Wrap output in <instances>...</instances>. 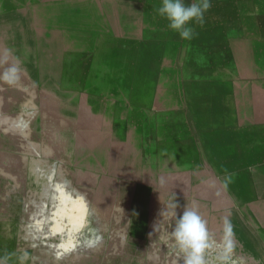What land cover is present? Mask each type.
I'll list each match as a JSON object with an SVG mask.
<instances>
[{"label": "crops", "instance_id": "0c3cea01", "mask_svg": "<svg viewBox=\"0 0 264 264\" xmlns=\"http://www.w3.org/2000/svg\"><path fill=\"white\" fill-rule=\"evenodd\" d=\"M4 2L6 49L30 69V113L38 122L52 94L73 92L59 115L75 138L91 139L74 154L0 147L17 180L37 178L42 163L43 190L30 200L42 199L44 221L81 210L78 234L91 246L43 234L42 264H180L161 239L174 197L179 213L195 204L207 222L208 264L224 252L225 218L234 233L225 264H264V0H210L191 41L167 28L161 0ZM67 71L73 85L60 78ZM66 248L73 259H61Z\"/></svg>", "mask_w": 264, "mask_h": 264}, {"label": "rangeland", "instance_id": "374dc122", "mask_svg": "<svg viewBox=\"0 0 264 264\" xmlns=\"http://www.w3.org/2000/svg\"><path fill=\"white\" fill-rule=\"evenodd\" d=\"M2 7H8L4 0H0V8ZM2 21L9 23V19L0 20V56L9 45L13 35V30L9 26L1 27ZM11 62L24 63V67L19 66V76L13 85L0 83V147L12 146L18 148L20 153L39 154L43 148L51 151L54 148H59L60 145H65L68 152L74 154L75 148L79 144L89 146L91 143L89 136L84 134L75 138L74 133L68 130L71 124L66 123L64 117L59 115L61 109L69 108L70 110V105L66 103L73 101V92L68 91L65 94L56 91L52 94L51 113L49 116L46 115V108L40 106L44 113L42 112L39 121L36 122V118L30 113L32 109L30 110L29 107L34 102L33 97L26 89V78L23 74L30 69L25 68L26 60H10ZM5 66L0 65V70ZM60 78L61 80L66 79L67 85H73L76 77L74 71H67V76H60ZM42 103V99L39 100V104L42 105ZM0 160L3 163L0 170L3 177L2 188H0V258L6 257V264H42L44 253L38 249V246L42 244V241L44 243L43 234H49V237L45 239L48 240L50 236L53 238L60 232L68 246L78 242H82V246H91L89 234L84 236L78 234L82 221L74 217L81 214L80 209L78 213L75 211L70 213L71 218L68 220L44 221L42 219V199L35 203L30 200L33 188H39L40 192L43 190V168H40L43 165L41 162L33 163L37 178L25 183V178H21V174L17 180V173L10 167L11 164H15L14 160H9L7 162L9 165L7 164L6 168L5 155L3 158L0 156ZM12 183L13 185H11ZM27 183L32 185V188L26 187ZM59 223H61V227H59ZM35 229L40 230L39 233L42 235H34ZM99 239L101 237L96 235L95 245H99ZM73 254L67 252L66 248L60 256L64 260H66L65 255L68 259L70 257L73 259ZM135 255L139 257L141 254L135 253ZM232 259L234 258H228V261H232ZM179 263L181 264V259Z\"/></svg>", "mask_w": 264, "mask_h": 264}, {"label": "clouds", "instance_id": "9594fccd", "mask_svg": "<svg viewBox=\"0 0 264 264\" xmlns=\"http://www.w3.org/2000/svg\"><path fill=\"white\" fill-rule=\"evenodd\" d=\"M210 7V0H193L190 4H186L185 0H161L156 12L167 22V28L177 33L181 40L191 41L195 36L192 25L202 26ZM10 60L14 61L12 50L5 49L0 56V65H6L0 70V83L13 85L20 68L17 63H10ZM230 182L231 177H225L223 187L227 188ZM179 208L174 197L163 210L168 227L163 230L161 239L169 242L172 251L180 257L181 264H208L206 254L210 233L207 222L195 204L184 206L182 213L178 212ZM223 234L224 252L217 258V264H225V257L231 252L230 241L234 233L232 223L227 218L223 221ZM6 260V257L0 258V264H6Z\"/></svg>", "mask_w": 264, "mask_h": 264}]
</instances>
